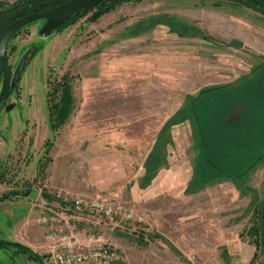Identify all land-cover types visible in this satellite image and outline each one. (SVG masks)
<instances>
[{"label": "rangeland", "instance_id": "rangeland-1", "mask_svg": "<svg viewBox=\"0 0 264 264\" xmlns=\"http://www.w3.org/2000/svg\"><path fill=\"white\" fill-rule=\"evenodd\" d=\"M213 1H122L95 19L88 9L45 36L38 33L43 19L22 26L5 49L10 75L24 60L6 99L13 106L0 111V194L15 189L10 199L36 203L43 192L113 202L130 216L73 224L84 234L119 235L117 249L133 264H184L165 240L191 264H246L254 247L246 234L255 221L251 197L264 205V107L251 115L263 119L252 146L222 152L230 170L231 161H241L238 180L223 174L196 186L203 159L198 140L205 126L219 127L211 116L220 106L212 96L192 110L188 104L202 88L235 86L254 75L264 55V15ZM64 73L73 102L52 131L47 105L57 93L50 90ZM238 116L232 106L229 117ZM3 206L16 216L23 208L0 205V239L12 240ZM13 249L0 247V264L24 257ZM113 251L110 264L125 261ZM255 252L252 263L259 264L263 255Z\"/></svg>", "mask_w": 264, "mask_h": 264}, {"label": "trees", "instance_id": "trees-1", "mask_svg": "<svg viewBox=\"0 0 264 264\" xmlns=\"http://www.w3.org/2000/svg\"><path fill=\"white\" fill-rule=\"evenodd\" d=\"M63 1L65 0H15L14 2L7 3L6 5L0 2V31L8 22L18 16L32 11L47 9ZM122 1L128 0H96L77 15L59 24L55 29L59 30L63 26L73 22L77 16L85 14L88 9L94 8L88 17L89 19H95L102 12L109 11L116 4ZM221 3H229L234 6L242 5L251 9H256L264 15V0H214L212 4L220 5ZM20 28L15 30L10 37L16 35ZM229 42L238 43V41L234 39H231ZM257 66L258 70L254 73V75L247 79H243L237 85L234 86L231 84H226L205 87L200 89L198 94L195 95L192 100H190L188 105L191 110L195 108V105L199 99L209 96H212L213 102L219 100L218 104L220 106L214 109V114L211 116V119H214V125L219 123L220 128L217 125L215 127H209L207 125L204 127V130L206 129V131L201 137H199L198 141H201L203 159L201 160L200 164L199 177L195 180L193 185L196 184V186H198L199 184H202L213 177L223 174L228 175L233 182L238 180L240 172H238L239 167L236 166L235 163H239L241 161L238 159L231 161L232 165L230 167L233 168L234 166V168L230 170L231 168H226L225 165L222 164L221 157L223 150H226L228 147L229 150L230 147L232 148L234 146H236V148L243 147L244 145L248 146V144L252 146V143L249 141V139L255 134V131L260 125V121L264 119H261L258 116L253 121L251 119L254 109L259 110L262 109L261 107H264V55L260 56V61ZM0 70L2 71L1 68ZM50 93H57L56 98L51 100L47 105L48 126L50 130L54 131L67 118L73 102L69 77L66 73L62 74L60 79L53 82ZM224 97H227L228 99ZM199 104L200 103L198 102L197 106ZM232 106L238 107L240 112V116H238L237 119H232L229 117ZM249 119H251V122H248ZM221 130L224 131V133ZM218 138L225 140H218ZM247 141L249 142L247 143ZM50 142L51 141H45V144H48L49 146ZM213 147L214 149L211 150ZM243 148H245V146ZM239 151L240 149L238 152ZM258 156L260 157V155ZM45 161L40 164L41 168H43ZM1 180L2 174L0 173V181ZM17 193H19V191L15 189L4 191L0 194V200ZM41 195L47 201L53 199L56 201V204L60 203L59 197H50V195L45 192H43ZM250 202L253 204L252 206L253 212H255V221L249 226L246 234L251 236V242L255 249L251 255V258L246 264H253L252 259L256 254V250H259V252L263 255V259L259 264H264V205L259 204L258 206L254 197H251ZM152 234L154 236H159L156 232H153ZM137 236L140 238L139 232ZM161 239L165 240L163 237H161ZM165 242L169 248L174 251L176 255H178L184 264H191L168 240H165ZM3 246H11L14 248V252H22L26 255V257L28 256L34 260H37L38 263L41 264L40 254L36 253L31 248L20 242L0 239V247ZM46 255L47 254H41V256ZM117 264H124V262L118 261Z\"/></svg>", "mask_w": 264, "mask_h": 264}, {"label": "crops", "instance_id": "crops-1", "mask_svg": "<svg viewBox=\"0 0 264 264\" xmlns=\"http://www.w3.org/2000/svg\"><path fill=\"white\" fill-rule=\"evenodd\" d=\"M15 199H10V196L7 198H4L0 201V205L4 203L11 204V206H14L16 204H20L22 206V212L16 216L14 211L11 209H8L3 206L5 211L9 212L10 218H9V228L10 232L12 233L11 239L17 242H20L29 248H31L33 251H35L38 254H48L51 247L54 245V239L47 233L48 229H57L58 227H64V223H58L57 216L58 214L62 215L59 210L55 208L52 209L48 205H44V199H41L42 197H39V202H31L28 201L25 197H14ZM36 199V198H35ZM41 200V201H40ZM43 200V201H42ZM66 231L69 233V239L72 244L74 245H89L95 242H106L109 246H111L118 255V259L122 261H126L128 264H133L134 262H131L126 259V253L125 250L122 249V252L120 254V251H118V238L119 235H94V234H84L81 230H75V229H69L66 228ZM101 231V230H100ZM102 236L103 238L98 241L97 237L99 238ZM253 253L254 247L250 249ZM251 253V255H252ZM47 258V255L45 256ZM22 258V257H21ZM45 259V258H44ZM41 260V264H52L49 260ZM15 260V259H14ZM124 261V262H125ZM11 264L12 261L7 260L6 264ZM13 264H39L37 261L33 259L27 258L25 255L22 259L15 260V263Z\"/></svg>", "mask_w": 264, "mask_h": 264}, {"label": "built area", "instance_id": "built-area-1", "mask_svg": "<svg viewBox=\"0 0 264 264\" xmlns=\"http://www.w3.org/2000/svg\"><path fill=\"white\" fill-rule=\"evenodd\" d=\"M61 204L67 209L73 207L74 210L71 213L59 210L58 207H62ZM58 205L53 207V209L56 208L62 213V215L58 214V216L63 219L64 227L57 229L50 228L47 231L54 239V245L47 254L48 260L52 264H110L115 254L106 242L74 245L69 239V233L66 231V228L78 230L73 224V220L77 221L85 218L87 222L94 224L98 223L101 218L110 220L116 213H119L121 218L126 219L130 216V213L120 211L109 200H98L97 198H89L81 194H63L60 197V203ZM79 211L90 213L91 216L87 218L83 217L79 215ZM57 221H59V217H57Z\"/></svg>", "mask_w": 264, "mask_h": 264}, {"label": "water", "instance_id": "water-1", "mask_svg": "<svg viewBox=\"0 0 264 264\" xmlns=\"http://www.w3.org/2000/svg\"><path fill=\"white\" fill-rule=\"evenodd\" d=\"M96 0H65L47 9L32 11L18 16L8 22L0 31V68L2 69V83L0 86V110H8L12 102H6L9 90L16 82L24 60L21 57L14 71L10 75L5 53L6 45L15 30L35 20L43 19L38 33L41 36L51 33L59 24L77 15Z\"/></svg>", "mask_w": 264, "mask_h": 264}, {"label": "flooded vegetation", "instance_id": "flooded-vegetation-1", "mask_svg": "<svg viewBox=\"0 0 264 264\" xmlns=\"http://www.w3.org/2000/svg\"><path fill=\"white\" fill-rule=\"evenodd\" d=\"M1 111V110H0ZM3 247H5V246H3ZM35 261H37V260H35ZM38 262V261H37Z\"/></svg>", "mask_w": 264, "mask_h": 264}]
</instances>
